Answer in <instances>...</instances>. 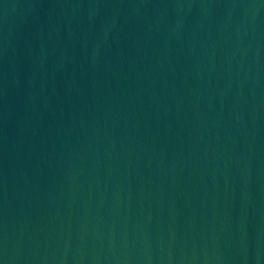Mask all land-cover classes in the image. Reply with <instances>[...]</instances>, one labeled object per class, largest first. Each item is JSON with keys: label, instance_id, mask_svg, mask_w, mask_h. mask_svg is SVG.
<instances>
[{"label": "water", "instance_id": "obj_1", "mask_svg": "<svg viewBox=\"0 0 264 264\" xmlns=\"http://www.w3.org/2000/svg\"><path fill=\"white\" fill-rule=\"evenodd\" d=\"M0 264H264V0H0Z\"/></svg>", "mask_w": 264, "mask_h": 264}]
</instances>
